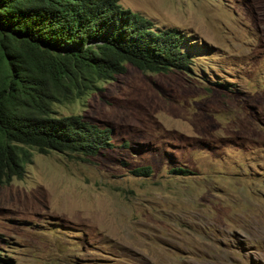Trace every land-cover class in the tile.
Here are the masks:
<instances>
[{
	"label": "rangeland",
	"instance_id": "1",
	"mask_svg": "<svg viewBox=\"0 0 264 264\" xmlns=\"http://www.w3.org/2000/svg\"><path fill=\"white\" fill-rule=\"evenodd\" d=\"M120 2L202 52L55 105L113 147L34 152L0 185V264H264V0Z\"/></svg>",
	"mask_w": 264,
	"mask_h": 264
},
{
	"label": "trees",
	"instance_id": "2",
	"mask_svg": "<svg viewBox=\"0 0 264 264\" xmlns=\"http://www.w3.org/2000/svg\"><path fill=\"white\" fill-rule=\"evenodd\" d=\"M196 52L189 34L159 28L120 0H0V185L22 178L34 152L86 159L113 147L111 128L58 115L56 104L101 89L128 64L189 72Z\"/></svg>",
	"mask_w": 264,
	"mask_h": 264
},
{
	"label": "clouds",
	"instance_id": "3",
	"mask_svg": "<svg viewBox=\"0 0 264 264\" xmlns=\"http://www.w3.org/2000/svg\"><path fill=\"white\" fill-rule=\"evenodd\" d=\"M121 3V2H120ZM122 4V3H121Z\"/></svg>",
	"mask_w": 264,
	"mask_h": 264
}]
</instances>
